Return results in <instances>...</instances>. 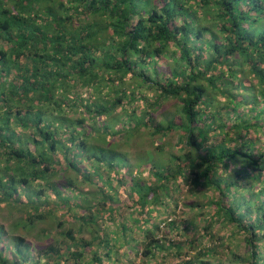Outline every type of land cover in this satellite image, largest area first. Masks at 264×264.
<instances>
[{
	"label": "trees",
	"instance_id": "16d2710c",
	"mask_svg": "<svg viewBox=\"0 0 264 264\" xmlns=\"http://www.w3.org/2000/svg\"><path fill=\"white\" fill-rule=\"evenodd\" d=\"M0 218V264H264V0H0Z\"/></svg>",
	"mask_w": 264,
	"mask_h": 264
},
{
	"label": "rangeland",
	"instance_id": "374dc122",
	"mask_svg": "<svg viewBox=\"0 0 264 264\" xmlns=\"http://www.w3.org/2000/svg\"><path fill=\"white\" fill-rule=\"evenodd\" d=\"M166 66H167L166 63L162 62L160 63L159 68L164 69V68H167ZM154 94H155L154 91L149 90V89H147V91L146 90L144 91V95L146 96L147 100H151L152 95ZM136 102L137 104L138 102L140 103V101H136ZM173 104H174V101H168V102H165L162 106H159L157 110L154 112L155 121L160 120L164 115H166V112L171 110V107ZM167 141L170 144H175L176 135L171 134L170 137L167 139ZM170 148H172V146H170L169 149ZM165 151H167V146H165ZM135 152H137V149L129 150L128 157L132 158ZM83 165H85V163ZM175 199L178 201L177 202L178 206H172L170 211H173L172 218L177 220V224H179L178 221L180 219L192 218V217H193V221L195 224H202V223L204 224L206 223L205 216H209L213 211V205L210 204L204 210H201L203 213H205L204 215L201 214V216H199L198 213L181 212L182 211V208L180 207L181 203L190 204L193 202L198 203V202L203 201V197H200V194H196L195 192L189 191V183L183 184L182 189H180L179 192H177V196L175 197ZM124 200H127V198H125ZM16 216L18 215L16 212H14V214L12 215V218H15ZM0 223L4 224V229H8L9 225L6 222V219L0 218ZM161 227H162V230L159 234L160 239H164L166 241H168L169 239H172L175 242L179 241L180 243H182L180 253L176 255L175 253L176 250L172 248L171 250H169V253L162 254L163 256L158 255L157 257L153 258L150 262L146 261L147 263H150V264H178L182 262V260L189 259V257H191L196 252V250L190 248V245L189 244L187 245V243L184 240L185 238H188L189 240L191 237H193V233L191 231H188L185 233V235H182L179 232H177V230L166 228V226H164L163 224H161ZM214 229L219 231L220 235H223L225 232H227L230 229V226L228 223H220L219 221H217L214 224ZM29 239H32V238H29ZM199 242H201V245H209L212 243L217 244L219 242V238L218 236H215L213 238L209 237L208 239L202 238ZM233 242H236V239L233 238ZM1 247H4V241L0 242V248ZM243 250H244L243 242H242V245L235 247V251H237L238 253H242ZM227 256L228 255L226 253H220L215 256V259H213V257L211 258L207 256H203V257L206 261L211 260V262H214L212 260H218L222 263H225L228 260ZM125 258H126L125 264H138L140 262H143V260L139 259V256H136L134 254L127 255Z\"/></svg>",
	"mask_w": 264,
	"mask_h": 264
}]
</instances>
